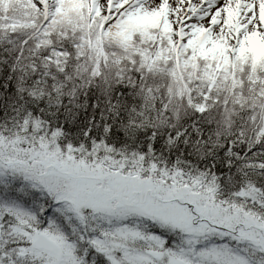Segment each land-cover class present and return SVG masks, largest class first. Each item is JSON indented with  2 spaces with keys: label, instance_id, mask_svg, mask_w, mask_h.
<instances>
[{
  "label": "snow or ice",
  "instance_id": "6c2138e0",
  "mask_svg": "<svg viewBox=\"0 0 264 264\" xmlns=\"http://www.w3.org/2000/svg\"><path fill=\"white\" fill-rule=\"evenodd\" d=\"M0 264H264V0H0Z\"/></svg>",
  "mask_w": 264,
  "mask_h": 264
}]
</instances>
